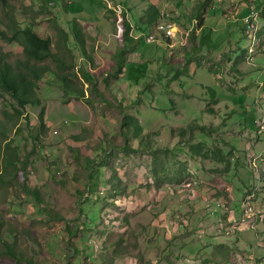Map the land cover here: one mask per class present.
<instances>
[{
	"label": "rangeland",
	"instance_id": "1",
	"mask_svg": "<svg viewBox=\"0 0 264 264\" xmlns=\"http://www.w3.org/2000/svg\"><path fill=\"white\" fill-rule=\"evenodd\" d=\"M203 1L0 0L2 30L8 13L54 51L59 29L67 32L85 91L67 96L50 60L40 63L50 67L40 105L20 109L0 89L1 234L25 256L2 254L0 264H264V0H214L196 41L183 43ZM250 5L260 14L252 63L242 20ZM153 7L160 19L146 28ZM124 14L133 35L157 42H125ZM166 21L183 31L163 37ZM0 49L14 66L27 60L15 42L0 40ZM166 205L171 237L143 250L148 221Z\"/></svg>",
	"mask_w": 264,
	"mask_h": 264
},
{
	"label": "trees",
	"instance_id": "2",
	"mask_svg": "<svg viewBox=\"0 0 264 264\" xmlns=\"http://www.w3.org/2000/svg\"><path fill=\"white\" fill-rule=\"evenodd\" d=\"M213 1L214 0H204L201 5L202 8L199 9V11H196V13L194 14L192 23L188 28L189 30H192L190 37L192 36L193 41H196V33H198L199 30H202L206 15L205 11L209 7L211 2L213 3ZM246 7L249 8V6ZM152 11L153 14L151 15V18L145 22L143 20V26L146 28H149L150 24H153L160 19L159 9L157 7H153ZM123 17L125 18V20H123ZM123 17L122 21H124L123 33L125 42L130 43L132 42V40L139 42L145 41V37L149 35H135L139 30H136L134 28L133 23L128 20L127 15L124 14ZM6 18L8 19L9 29H0V40L8 43L15 42L19 44L22 47L23 53L26 56L27 60L19 65L14 66L8 59H6V54L3 53L0 49V89L9 94L17 102L20 109H24L27 105H40L41 99L37 96L36 93L38 82L43 78L46 72L50 71V67H47V65L40 63L50 60L59 69V71L57 73L54 72V74L57 80L62 83V86L66 91V95L70 96V94H73L77 95L78 97H85L84 88L77 82V80H80L81 78V73L76 71L77 63L75 60V53L67 45V32L64 31V29H59V46L58 49H56L57 51H54L51 40L49 38L40 36L30 26L21 27L20 24L16 23L14 18L11 17L8 13H6ZM194 21H198V23L193 27ZM133 32L135 33L134 35ZM72 34L74 36V40L77 43H80L81 45L85 43V35L82 31V25L77 19H72ZM60 42H62V44H60ZM86 50L87 49H83V51L87 54ZM119 56L118 67L114 74L117 78L124 74L127 65L125 50H122ZM89 57L91 56L89 55ZM83 75L86 83L92 84L94 87L93 90L98 91V87L93 84L91 76L86 73H84ZM103 99L106 100L104 96ZM39 121L41 126H45L44 110H42L39 115ZM136 127L138 128V126ZM191 148L192 151H194L197 147L194 145L191 146ZM199 148L200 145L197 149ZM194 153H196V151ZM5 181H7V178H5L2 173H0V183ZM31 193L36 197H40V192L35 189L31 190ZM1 230L2 225L0 224V241L4 243V247H0V255L6 254L15 259L16 262H21V260L25 258L24 254L21 253V251L18 250L14 244L8 243L7 239L4 238V236L1 234Z\"/></svg>",
	"mask_w": 264,
	"mask_h": 264
},
{
	"label": "built area",
	"instance_id": "3",
	"mask_svg": "<svg viewBox=\"0 0 264 264\" xmlns=\"http://www.w3.org/2000/svg\"><path fill=\"white\" fill-rule=\"evenodd\" d=\"M119 17L122 16L123 13V7L119 6ZM259 10L254 6H249V8H247V12L246 15L243 17V23H244V31L246 36L248 37V39L250 40V44L247 47V60L249 62H253L254 60V54L256 52V47L259 43V23H258V19H259ZM198 23V21H194V25L193 27ZM121 27V25H120ZM192 27V29H193ZM179 27H177L176 23L174 22H170V21H166V22H162L159 24L158 26V30L162 33L163 37L168 38V39H173L174 37H176L177 33L179 30ZM182 32V31H181ZM192 30L189 31H184L183 33V38H182V42L184 40V38H189L190 34H191ZM145 41L148 44H154L157 42V37L154 35H149L145 37ZM184 43V42H183ZM243 204L244 206V212L245 209L246 211L248 209H251V200L249 199V197H245L243 199Z\"/></svg>",
	"mask_w": 264,
	"mask_h": 264
},
{
	"label": "crops",
	"instance_id": "4",
	"mask_svg": "<svg viewBox=\"0 0 264 264\" xmlns=\"http://www.w3.org/2000/svg\"><path fill=\"white\" fill-rule=\"evenodd\" d=\"M180 27V26H179ZM229 107V105H228ZM213 108H215L213 106ZM203 147V150L205 151V147L204 144L201 145ZM172 202V201H171ZM170 202V203H171ZM174 211V209H170L168 208V206L166 205V207L161 208L160 211L157 212L158 216H153L149 221H148V227L149 229L147 231H145L144 237L141 239V242L139 243V247L142 246L143 250H149L148 248H150V240L154 242V239H150V238H155L157 237V239H162L164 236H166L167 240L171 237V233L168 231V227H169V223L171 222V224L173 225V227H175V223L174 221H172V217L171 214ZM176 212V211H175ZM174 213V212H173ZM167 228V230H166ZM158 229L162 230L161 235H156V236H146L147 234H151L154 231H157ZM168 236V237H167ZM139 249V248H138ZM154 256V255H153ZM156 257V255H155ZM120 259H114V263L115 264H119ZM131 259H125L124 262H129ZM154 262V261H153ZM124 264V263H123Z\"/></svg>",
	"mask_w": 264,
	"mask_h": 264
},
{
	"label": "clouds",
	"instance_id": "5",
	"mask_svg": "<svg viewBox=\"0 0 264 264\" xmlns=\"http://www.w3.org/2000/svg\"><path fill=\"white\" fill-rule=\"evenodd\" d=\"M244 8H246V10H247V7H244ZM177 24V23H176ZM177 26L179 27V25L177 24ZM179 29H181L180 27H179ZM182 31H183V29H181ZM184 31H189V29H184ZM199 32H201V30L199 31ZM191 35V34H190ZM189 38H190V36H189ZM188 38V39H189Z\"/></svg>",
	"mask_w": 264,
	"mask_h": 264
}]
</instances>
